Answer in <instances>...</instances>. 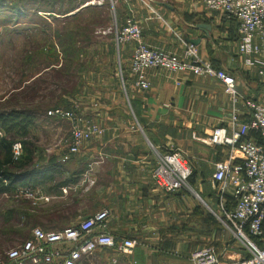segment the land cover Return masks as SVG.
Wrapping results in <instances>:
<instances>
[{"label": "crops", "instance_id": "crops-1", "mask_svg": "<svg viewBox=\"0 0 264 264\" xmlns=\"http://www.w3.org/2000/svg\"><path fill=\"white\" fill-rule=\"evenodd\" d=\"M110 1L114 12L120 14L121 25L129 16L136 19L147 46L180 56L187 45H194L203 62L236 78L243 98L264 105V76L258 67L247 63L252 56L239 53L236 22L208 11L201 0ZM89 9L93 6L82 5L63 17ZM133 48V43L120 48L128 75L122 90L117 83H110L107 88L99 86L94 95L75 99L84 102L79 113L99 124L101 133L64 162L68 180H84L89 186L80 199L87 206L63 229L107 210L108 232L118 242L130 239L137 244L130 256L117 248H103L78 264H192L193 252L209 246L223 255L224 264H234L242 248L215 215L220 206L213 178L216 163L227 159L230 151L202 141L213 129L230 125V102L224 86L215 78L190 72L150 70L151 87L140 90L130 76ZM239 108L241 115L247 112L244 106ZM71 135L69 131L50 148L56 160L48 163L49 170L63 162ZM171 153L180 154L193 174L188 187L167 193L155 184L152 174L158 155ZM57 228L44 230H62Z\"/></svg>", "mask_w": 264, "mask_h": 264}, {"label": "built area", "instance_id": "built-area-1", "mask_svg": "<svg viewBox=\"0 0 264 264\" xmlns=\"http://www.w3.org/2000/svg\"><path fill=\"white\" fill-rule=\"evenodd\" d=\"M201 3L208 11L236 22L239 53L252 56L247 63L258 67L259 74L264 76V0H201ZM89 5L103 6L104 0H90L83 6ZM96 33L100 37L112 35L118 47L134 44L130 76L140 90L150 89V70L171 74L190 72L215 78L223 84L230 102V125L213 129L202 141L230 151L227 159L216 163L213 178L223 217L220 220L242 248L234 264H264V105L243 98L236 78L216 69L212 63L203 62L194 45H187L180 56L147 46L133 16L127 17L123 25L115 21L113 26L98 29ZM240 105L247 111L243 115ZM48 115L71 124L72 135L63 162L78 154L84 142L101 133L99 124L80 113L54 108ZM13 151L15 156L20 155L21 145L15 144ZM192 174V168L182 161L180 154L171 153L158 155L152 177L165 192L174 193L188 187ZM109 216L107 210H101L62 230L36 228L31 239L0 256V264H78L83 257L103 248H117L125 256L132 255L137 242L130 239L118 242L108 232ZM95 229L99 232L94 233ZM191 262L224 264L223 255L214 246L193 252Z\"/></svg>", "mask_w": 264, "mask_h": 264}, {"label": "rangeland", "instance_id": "rangeland-1", "mask_svg": "<svg viewBox=\"0 0 264 264\" xmlns=\"http://www.w3.org/2000/svg\"><path fill=\"white\" fill-rule=\"evenodd\" d=\"M88 1L0 0V112L21 110L33 119L28 142L34 161L27 169L42 176L40 184L0 193V256L31 239L36 228L63 229L87 206L80 199L86 196L88 183L68 180L62 161L54 166L57 169H48L56 160L50 148L71 131L66 120L48 112L63 108L79 113L84 107L83 101L75 102L79 96L94 95L99 86L107 88L110 83L122 90L128 81L121 47L112 35L96 33L115 21L122 23L110 0L99 9L93 6L63 17ZM15 144L21 145L20 157L23 145ZM215 215L223 219L220 207Z\"/></svg>", "mask_w": 264, "mask_h": 264}, {"label": "trees", "instance_id": "trees-1", "mask_svg": "<svg viewBox=\"0 0 264 264\" xmlns=\"http://www.w3.org/2000/svg\"><path fill=\"white\" fill-rule=\"evenodd\" d=\"M32 125L33 119L24 111L0 112V193H8L19 185L35 186L42 181V176L31 174L27 169L34 161V150L28 142ZM16 141L23 145L20 157L13 151Z\"/></svg>", "mask_w": 264, "mask_h": 264}]
</instances>
